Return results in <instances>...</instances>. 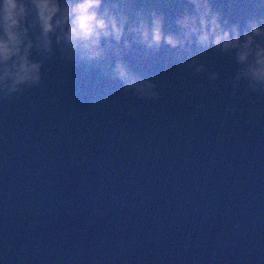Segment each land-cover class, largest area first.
<instances>
[{
	"label": "water",
	"instance_id": "obj_1",
	"mask_svg": "<svg viewBox=\"0 0 264 264\" xmlns=\"http://www.w3.org/2000/svg\"><path fill=\"white\" fill-rule=\"evenodd\" d=\"M137 3L175 31L182 0ZM213 7L264 18L259 0ZM174 51L124 55L154 100L55 52L0 99L3 264H264V93L233 86L229 56L209 50L196 74Z\"/></svg>",
	"mask_w": 264,
	"mask_h": 264
},
{
	"label": "clouds",
	"instance_id": "obj_2",
	"mask_svg": "<svg viewBox=\"0 0 264 264\" xmlns=\"http://www.w3.org/2000/svg\"><path fill=\"white\" fill-rule=\"evenodd\" d=\"M168 22L175 31L165 28L162 11L137 0H0V99L37 86L55 52L72 66L103 65L124 91L154 100V83L132 71L124 55L140 49L151 56L161 47L183 56L196 74L206 71L201 58L209 50L229 56L233 86L264 93V18L249 15L241 27L213 0H182ZM207 79L216 81L217 73Z\"/></svg>",
	"mask_w": 264,
	"mask_h": 264
}]
</instances>
